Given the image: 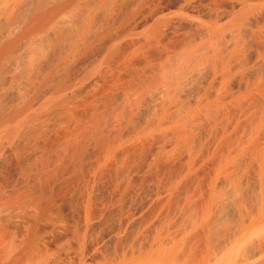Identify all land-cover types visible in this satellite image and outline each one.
<instances>
[{"label": "bare ground", "instance_id": "bare-ground-1", "mask_svg": "<svg viewBox=\"0 0 264 264\" xmlns=\"http://www.w3.org/2000/svg\"><path fill=\"white\" fill-rule=\"evenodd\" d=\"M0 264H264V0H0Z\"/></svg>", "mask_w": 264, "mask_h": 264}, {"label": "rangeland", "instance_id": "rangeland-1", "mask_svg": "<svg viewBox=\"0 0 264 264\" xmlns=\"http://www.w3.org/2000/svg\"><path fill=\"white\" fill-rule=\"evenodd\" d=\"M105 86H106V85H105ZM105 86H101V87H100L102 90L99 89V93L102 94V95L104 94L103 92H105V94H110V96L112 97L113 95L116 96L117 90H118V92H120V90L118 89V87H117L116 90L113 91L109 86H108V87L106 86L107 89H111V90H112V91H111V90H107V89L105 88ZM103 88H105V89H103ZM113 89H114V88H113ZM101 91H102V93H101ZM94 92H95V90H94L93 92L89 93L87 96L91 98V97H92V94H94ZM121 92H122V90H121ZM95 93H96V92H95ZM81 94H83V93H80V94L77 93V94L75 95V97H77V100H79V99L82 98V95H81ZM79 95H81V98H79V97H80ZM85 95H86V94H85ZM87 96H83V98H84V97H87ZM115 96H113V97H115ZM71 101H74V99H72ZM77 102H80V100L77 101ZM80 106H81V105H80ZM92 106H93V105H92ZM75 107L77 108V110L80 109V108L77 107V106H75ZM81 107H82V106H81ZM144 109L147 110V108H145V107L143 108V107H142L139 111H136V112L131 113V114L129 113L130 117L123 118L121 121H119V120L117 119V117H115L113 114L110 115L109 118H108V125H109V126H110V125H113V122H111V121H113V120H111V119H112L111 117H113V119L116 120V121L118 120V121H117L118 123H117V124H114L113 126H110V127L108 126V129L111 130V127H112V131H113V132H114V131L117 132V131L119 130V131H121L123 134L128 135L127 138H125V140H124V145L122 146V148H123V149H127V150H125V151H128V150H129V152L131 151L132 153H131V154L129 153V155H125V156H123V157H126V156H127V157L129 156V157H130V156H131V157H133V158H132V159L130 158V160H129V159H128L129 157H128V158L126 157V158L128 159V161H129V163H127V162L125 163L124 160H127V159L121 157V158H120L121 161H120V159H119V161H120L119 163H122V164H132V165L134 164L133 166H135V167H137V166H141V165L143 164V161H144V162H147L146 164L144 163L145 165H147V164L149 163V165H147V169L145 170L147 173L144 172L146 175L143 173L142 176H141V177L144 178V179H147V178L149 177V179H147V180H148V183H149V181H151L152 178L154 179L156 176H158V175H156L157 173H161V170H160V169H162V168H163L162 171H164V173H168V172H167V171H168V170H167L168 168H169L171 171L174 170V171H173V174L176 173L177 171H179V170H180L179 167L182 166L181 164H183V161L181 160V158H180V156H179V155H180V154H179V151H180V153H181V156H183V155H184V152H186V150H185V148H184L185 151L182 150L183 148L180 147V146H181V145H180V146H178V148L180 147L181 149H180V148H179V149H175V148H174V149H172L170 152H167V154H166V152L163 150V148H164V146H165L164 143H167L168 141H166V140L163 141V140H162V141L164 142V143H162V141L160 142V143H162V144L160 145V147H161V146H162V147L159 149L158 152H154V154H153V150H151V149H153V148L156 146L155 144L159 142L158 139H156V140H155V139H152L151 141L146 140V139H148V138H146L145 140H144V138H140V139H130L129 134L131 135V133H134L133 130L135 131V130H136L137 128H139L140 126H143V125H144V124H143L144 122H145V124H146V123H148L149 120H151L150 113L148 112V110H147V112H144V111H145ZM142 110H143V111H142ZM141 111H142V115H143V117H142V115H140ZM231 112H232V110H231ZM144 114H145V115H144ZM129 115H128V116H129ZM138 115H139V116H138ZM148 116H149V117H148ZM139 117H141V118H139ZM145 117H146V118L148 117L147 120H145V119H146ZM237 117H238V116H237ZM237 117L234 116V120H233V122H232V124L234 125V127L232 128V125H231L232 130L229 128V129H230V130H229V135H230V133H232V137H233L234 139H235V137H238V136H237V135H238L237 131L239 130V128H238L239 126H238V125H241V122L243 123V121H244L243 119H241V118H237ZM135 118H136V119H135ZM126 119H127V120H126ZM128 119H129V120H128ZM240 119H241V120H240ZM110 120H111V121H110ZM124 120H126V122H124ZM137 120H138V121H137ZM143 120H144V122L140 124V122H142ZM127 121H128L129 123H128ZM131 122H132V123H131ZM127 123H128V124H127ZM239 123H240V124H239ZM115 125H116V126H115ZM138 125H139V126H138ZM114 126H115V127H114ZM119 126H120V127H119ZM137 126H138V127H137ZM220 126H221V130H220ZM237 126H238V127H237ZM133 127H134V129H133ZM135 127H137V128L135 129ZM223 127H224V124H223V125L221 124V125H219V128L217 127L218 129L216 128L215 130H213L212 133H211V139L213 138L214 135H215L214 137L216 138V136L220 134L219 131H222ZM236 127H237V131H236ZM123 128H124V129H123ZM129 129H132V130H129ZM217 130H218V131H217ZM112 131H111V132H112ZM123 131H124V132H123ZM214 131H215V132H214ZM230 131H231V132H230ZM234 131H236V134L234 133ZM107 132H108V130H107ZM111 132L109 131L110 134H111ZM113 132H112V133H113ZM115 132H114V133H115ZM129 132H130V133H129ZM128 133H129V134H128ZM233 133H234V135H233ZM116 134H117V133H116ZM116 134H115V135H116ZM213 134H214V135H213ZM107 135H109V134L107 133ZM111 136L113 137V135H111ZM108 137H109V136H108ZM125 137H126V136H125ZM229 137H230V136H229ZM233 138H230V139L228 138V139H229V141L231 140L230 142H234L235 140H237V139L234 140ZM142 139H143V140H142ZM211 139H210V141H211ZM140 140H141V141H140ZM153 140H154V141H153ZM233 140H234V141H233ZM152 141H153V142H152ZM165 141H166V142H165ZM214 141H215V143H213ZM134 142H135L136 144H134ZM137 142H138V143H137ZM141 142H143L144 144L141 143ZM169 142H170V140H169ZM139 143H141V144H139ZM145 143H146V147L143 146V148H144V147L147 148L146 150L149 151V152H147L145 149L141 150V149H142V146H140L141 149L138 148L139 145H142V144L145 145ZM149 143L151 144V146H154V147H153V148H150V147H149V146H150ZM211 143L213 144V146L211 145V146H210L211 148L209 147V148L207 149L208 155L206 154V159H205L206 163H207V161H208V164H210V160L213 161V158H214V160H215L216 158H215L214 155H215L216 153H218V151L220 152V150H219V149H220V146H219V148H218V145H219V144L216 145V143H217V142H216V139H215V140L212 139V142H211ZM138 144H139V145H138ZM148 144H149V145H148ZM223 144H224V143H223ZM223 144H222V145H223ZM125 145H126V146H125ZM215 145H216L217 147H215ZM222 145H221V146H222ZM128 146H130L131 148L128 147ZM133 146H134L135 148L139 149V151H141V152H137L138 150H136V149L134 150V148H133L134 151H132V147H133ZM136 146H138V147H136ZM98 147H99V148H98ZM125 147H127V148H125ZM128 148H129V149H128ZM212 148H213V149H212ZM217 148H218V149H217ZM123 149H122V150H123ZM148 149H149V150H148ZM96 150H97V151H96ZM181 150L183 151V154H182ZM212 150H213V151H212ZM99 151H100V145H99V144L96 145V144H94V143L91 144V143L89 142V145H88V147H87V149H86V151H85L84 156L87 157V156H90V155H91L90 158H88V157H87V158H88L90 161H93L95 155H96L97 153H99ZM151 151H152V152H151ZM177 151H178V152H177ZM134 152L137 153V154H138V153H140V154H139V155H136ZM143 152H144L145 154H144ZM161 152H162V153H161ZM163 152H164V153H163ZM173 152H174V153H173ZM133 153L135 154L134 156H132ZM148 153H149V154H148ZM157 153H158V154H157ZM210 153H211V154H210ZM88 154H89V155H88ZM143 154H144V155H143ZM171 154L173 155V157H172ZM177 154H178V155H177ZM145 155H147L148 157H146ZM149 155H151V156L153 155V156L150 158ZM154 155H155V156H154ZM216 155H217V154H216ZM136 156H137V157H136ZM138 156H139V157H138ZM170 156H171V157H170ZM176 156H177V157H176ZM178 156H179V157H178ZM219 156H220V154L218 153V156H216L217 159H218ZM134 157H135L136 159H135ZM140 157H141V158H140ZM154 157H155V158H154ZM166 157H167V158H166ZM183 157H184V156H183ZM147 158H148V159H147ZM161 158H163V159L166 158L167 160H166V161H163V159H161ZM176 158H177L178 160H177ZM122 159H123V160H122ZM144 159H145V160H144ZM149 159H150L151 161H149ZM152 159H153V160H152ZM157 159H159V160H157ZM169 159H171L170 162H168ZM174 159H176V160H174ZM146 160H148V161H146ZM172 160H173V162H172ZM179 161H180V162H179ZM212 161H211V163H214L216 160L213 161V162H212ZM141 162H142V163H141ZM153 162H154L155 164H156V163H157V164L155 165ZM158 162H159V163H158ZM162 162H163V163H166V165H163ZM181 162H182V163H181ZM140 163H141V164H140ZM173 163H174V164H173ZM178 163H179V164H178ZM139 164H140V165H139ZM161 164H162V165H161ZM154 165H155V166H154ZM158 165H160V168H159ZM168 165H169V166H168ZM156 166H157V168H156ZM170 166H172V167H171L172 169L170 168ZM177 166H178V167H177ZM176 167H177V170H175ZM152 168H154L155 170L152 169ZM181 168H182V167H181ZM111 170H113V169L111 168ZM111 170H109V171H108V174H107L109 177L114 176L115 171H116V173H117V172H119L121 169L119 168L118 170H115V171L113 170L114 172H111ZM149 170H150V172L148 173ZM158 170H160V171L157 172ZM170 170H169V171H170ZM109 172H110V173H109ZM120 172H121V171H120ZM155 172H156V174H154ZM112 173H113V174H112ZM109 174H110V175H109ZM153 174H154V175H153ZM144 175H145L146 177H145ZM149 175H150V176H149ZM151 175H152L153 177H152ZM147 176H148V177H147ZM150 178H151V179H150ZM148 183H147V186H148ZM147 188H148V187H147ZM147 190H148V189H147Z\"/></svg>", "mask_w": 264, "mask_h": 264}]
</instances>
